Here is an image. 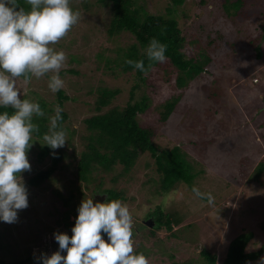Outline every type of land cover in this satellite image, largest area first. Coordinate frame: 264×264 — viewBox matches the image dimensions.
Masks as SVG:
<instances>
[{
  "label": "rangeland",
  "instance_id": "obj_1",
  "mask_svg": "<svg viewBox=\"0 0 264 264\" xmlns=\"http://www.w3.org/2000/svg\"><path fill=\"white\" fill-rule=\"evenodd\" d=\"M138 2L149 12L172 15L179 21L189 57L199 49L193 42L206 45L211 41L212 61L207 71L181 88L176 85L175 74L165 79L167 73L161 67L146 73L143 81L135 73L114 70L113 63L107 67L103 57H114L116 49L134 42V36L123 32L110 38V6L98 0H70L71 7L80 13L79 21L52 45L67 57L59 73L65 81L62 89L70 96L64 103L69 115L64 123L67 141L60 147L64 159L43 185L27 186L29 206L19 211L17 222H0V230H8L3 236L12 252L5 250L8 261L30 256L31 261L25 264H36L40 251L48 247L58 250L54 233L69 231L64 222L57 223L63 217L62 200L72 194V200L92 198L100 178L102 188H118L128 197L121 201L134 213V251L143 248L149 264H169L172 258L182 264H203V249L215 254L220 263L232 239L245 231L254 233L248 249L264 245V172L256 174L264 160V0H185L182 5H175L173 0ZM51 75H32L29 80L18 77L21 98L32 102L42 99L53 109L59 107L58 91L53 93L48 87ZM106 86L120 89L114 105L124 106L144 95L150 98V107L139 115L140 120L156 128L159 151L180 145L196 169H203L194 186L211 192L213 204L184 183L171 192L158 193L157 166L149 153L141 154L131 172L121 175L116 184L112 177L121 174L120 166L115 173H95L91 190L84 182L80 184L77 163L89 134L84 119L97 112L96 92ZM214 86L220 89L217 95L213 94ZM173 96L179 97L174 111L162 120L161 104ZM33 146L28 152L31 171L22 174L25 182L51 163L39 164L38 149ZM161 204L168 211L178 209L182 224L192 227L186 232L179 230L176 237H167L166 229L158 230L157 236L150 234L154 224L148 222H154V217L146 220L145 214Z\"/></svg>",
  "mask_w": 264,
  "mask_h": 264
},
{
  "label": "trees",
  "instance_id": "obj_2",
  "mask_svg": "<svg viewBox=\"0 0 264 264\" xmlns=\"http://www.w3.org/2000/svg\"><path fill=\"white\" fill-rule=\"evenodd\" d=\"M103 6H110L112 9V18L108 28L110 38H114L123 32H130L134 36V42L131 44L116 49L114 57H103L107 67L110 63L114 64V70L122 71L124 73H135L139 80L145 79V74L153 68L161 67L166 74L165 79L171 78L172 74L176 75V85L184 88L189 83L195 80L203 72L207 71L208 65L212 61V56L209 52L211 49V41L208 44H203L199 40L193 42L199 49L194 56H188L185 51L187 47V39L179 21L172 15L161 13H152L145 9L138 0H98ZM175 5L184 4L185 0H173ZM205 0H202L204 3ZM21 7L25 10H30V5L27 0H19ZM155 37L167 45L165 62H150L145 54V50L150 40ZM262 37L264 38V22L262 26ZM261 55V53L259 54ZM131 59L134 61L143 60L147 72L134 69L133 65L127 64L125 61ZM150 65V66H149ZM74 72L75 70H71ZM115 71V72H116ZM32 74L21 75L19 78L29 80ZM135 88L139 87V83ZM219 87L212 88L213 94L217 95ZM119 88H110L109 86L99 88L97 90L98 98L95 106L97 112L84 119L87 130L89 131L86 137L85 149L80 153L77 163V179L80 184L85 183V187L91 190V184L95 173L110 174L115 173L117 167H121V174H115L112 177L116 184L121 175L128 174L134 167L137 159L143 153H149L154 159L157 166L158 193H168L176 190L178 185L184 183L191 189L194 186V179L203 171V169H196V163L191 160L180 145H176L171 149L159 151L155 143L156 128L152 125L143 123L139 115L144 113L150 107V98L144 95L138 101H129L126 105L113 104L116 95L119 94ZM59 94V108L63 111L60 113L62 119L58 121V127L64 131L67 127L64 125L69 115L64 110L65 100L70 98L65 94L63 89L58 91ZM179 97L172 98L161 104L163 107L162 120H166L174 111ZM44 110L43 117L33 116V123L38 126V130L34 131L32 140V147L28 152L34 149V144L37 147L36 161L39 164H45L47 160L51 163L46 168L38 169L26 182V185L39 187L50 179L53 173L60 167L64 159V151L62 148L52 150L49 146L43 145L44 135L50 131V118L56 114V109L49 107V104L44 100L37 101ZM14 111L11 108L0 107V112ZM53 152L55 154H53ZM264 172V160H261L256 168V174L259 176ZM103 178L100 182L95 184L92 191L93 194L97 192H107L108 200L127 199L124 191L115 187L108 189L102 188ZM99 189L105 190L100 191ZM84 194V191L83 193ZM86 194V193H85ZM84 194V195H85ZM75 195L62 200L63 211L62 218L57 220V223L64 222L72 235V227L75 224L78 215V206L82 200H72ZM85 199H88L87 197ZM207 199V198H206ZM166 208L161 204L154 209L146 212L144 219L148 220L154 217L152 224L153 228H149V233L157 236V231L166 229L169 233L167 237L178 236V231L186 232L189 226L182 224V217L180 211L165 210ZM134 213H132L133 215ZM71 217H74L72 220ZM136 221V219H135ZM8 230H0V263L1 264H25L31 261V257L13 258V261H8L6 249L8 250V242L4 241L3 236ZM103 238H107L106 234L102 232ZM254 238L252 231H245L232 239L226 253V257L222 262L218 263L215 254L203 249L205 262L203 264H252L258 262L260 257L264 255V245L258 249H248L249 243ZM164 242V240H163ZM3 250V251H2ZM143 248H139L137 253H144ZM8 253L12 254V252ZM169 258H172L169 257ZM34 264V263H32ZM169 264H182L180 261L173 259Z\"/></svg>",
  "mask_w": 264,
  "mask_h": 264
},
{
  "label": "clouds",
  "instance_id": "obj_3",
  "mask_svg": "<svg viewBox=\"0 0 264 264\" xmlns=\"http://www.w3.org/2000/svg\"><path fill=\"white\" fill-rule=\"evenodd\" d=\"M27 4L30 10L21 7L19 0H0V107L14 110L0 112V222L5 223L17 222L19 211L29 206V190L22 174L32 168L28 151L33 133L38 130L33 116L45 115L38 102L21 98L17 78L27 74L40 78L52 73L49 89L53 93L62 89L65 81L59 73L67 57L52 45L66 36L80 18L70 0H27ZM166 50L167 45L153 37L145 54L150 62H165ZM125 62L142 72L148 70L143 60ZM62 111L57 107L50 118V131L44 135L42 146L55 150L65 145L66 132L58 127ZM192 191L206 197L209 204L214 203L211 192H201L195 186ZM133 224L132 212L121 200L94 203L92 198L83 199L72 235L55 232L58 250L51 255L40 253L36 264H149L145 254L134 251ZM258 264H264V256Z\"/></svg>",
  "mask_w": 264,
  "mask_h": 264
},
{
  "label": "water",
  "instance_id": "obj_4",
  "mask_svg": "<svg viewBox=\"0 0 264 264\" xmlns=\"http://www.w3.org/2000/svg\"><path fill=\"white\" fill-rule=\"evenodd\" d=\"M93 202H104L108 199V193L107 192H97L93 194L92 196Z\"/></svg>",
  "mask_w": 264,
  "mask_h": 264
},
{
  "label": "flooded vegetation",
  "instance_id": "obj_5",
  "mask_svg": "<svg viewBox=\"0 0 264 264\" xmlns=\"http://www.w3.org/2000/svg\"><path fill=\"white\" fill-rule=\"evenodd\" d=\"M46 249H47V248H46ZM46 249L40 251V253L43 252V253H47L48 255H51V254L54 252V248H53V247H52V248H51V247H50V248L48 247V249H47V250H46ZM55 251H56V249H55ZM40 253H39V255H40ZM39 255H37V257H38Z\"/></svg>",
  "mask_w": 264,
  "mask_h": 264
}]
</instances>
